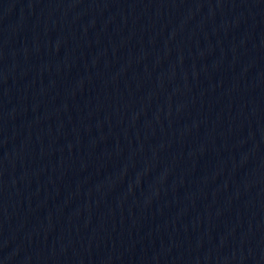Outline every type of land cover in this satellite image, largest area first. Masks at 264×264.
<instances>
[{
	"label": "water",
	"instance_id": "1",
	"mask_svg": "<svg viewBox=\"0 0 264 264\" xmlns=\"http://www.w3.org/2000/svg\"><path fill=\"white\" fill-rule=\"evenodd\" d=\"M0 264H264V0H0Z\"/></svg>",
	"mask_w": 264,
	"mask_h": 264
}]
</instances>
